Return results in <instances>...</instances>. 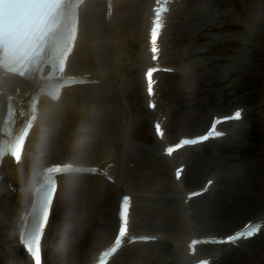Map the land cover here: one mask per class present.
Wrapping results in <instances>:
<instances>
[{
	"label": "bare ground",
	"instance_id": "6f19581e",
	"mask_svg": "<svg viewBox=\"0 0 264 264\" xmlns=\"http://www.w3.org/2000/svg\"><path fill=\"white\" fill-rule=\"evenodd\" d=\"M106 1H87L81 10L79 39L75 47L76 51L68 65V76H89V81L100 83V87L75 89L77 91L75 94L73 90L72 92L66 91L58 104L42 100L40 119L29 137L23 164L14 167L6 162L0 168V176H4L5 179L0 184V264H30L28 259L20 263L19 255H17V224L20 214L29 205L31 191L37 182L36 174L44 168L43 165L47 161H55L59 158L70 159L73 163H89L87 167H99L103 172L109 173L110 177L115 178L116 184L112 186L98 177L91 178V180L86 179L87 177L80 178L74 183L75 185L70 184L72 180L66 182V185L63 183L64 179L61 180L55 207H57L59 198L61 199V191L65 188L72 191L65 192L68 194L66 195V208H64L66 215L64 216L61 212L64 216L62 218L64 223L61 222L58 226L59 238L50 242L49 250L46 249L44 243L43 264H92L95 262L100 250L110 244L113 229L117 228L118 196L124 186L125 192L133 196L138 216L140 215L137 230L143 233L148 232L151 237L160 236L161 240L155 246L144 247L142 251H136L131 255H127L128 253L121 255L117 264H167L177 261L179 257L182 259L179 264H189L192 261L187 257L186 243L189 238L202 233L194 229L187 232L189 227H183L182 222L184 214L194 215V212L201 207L203 210H212V214L209 215L216 217H213L214 221L208 223L212 228L208 227L209 231L205 230L206 235L200 237L217 235L226 237L243 228L245 223L240 224L243 213L248 212L252 215L255 211L264 210V170L259 171L257 165L244 160L243 156V152L251 148L248 139L252 128L258 120L264 121V110L262 113L259 112L261 117H258L255 122L247 114L243 122H247L248 118L249 122L243 128L233 129L231 138L226 144L213 145L210 148L205 146V149L188 158L189 166L186 176L191 185L197 183L198 176L202 177L211 168L216 171L215 184L210 195L193 200L186 207L180 198L183 191L187 190L185 186L182 188L181 184L173 181V184L167 186L169 190L171 189L170 194L172 193L168 196L158 190L152 180L154 175L162 169L187 159L177 157L169 160L161 156L160 150L164 144L171 143L170 140L177 141L185 136L184 134L186 137H189L187 134L194 132L201 133L191 137L202 134L209 122L206 110L210 104L224 105L233 89L236 93L246 89L243 84L248 77H253L256 81L259 76L258 71L264 67L262 65L264 63L262 58L264 17L259 20L257 16L250 17L248 21L243 22V26L240 24L242 22L238 21L232 26H227L232 14L224 10L223 0H193L192 4H188L187 0H182V4L175 5L174 18L171 16L170 19L173 23L170 27L173 29L168 28L171 31L173 46L170 50L166 48L167 53L171 51L174 56L173 51L179 50L180 46L186 42L190 49L183 54L182 58V62H185V68L183 67L185 72L182 67L180 68L176 62H173L174 59H172L173 63L168 64H166L167 57L163 60L165 67L180 70L181 75L175 82H168L167 88L165 86L160 91L162 93L160 99L163 104V101L167 102V106L164 108L161 104L163 107L161 106L162 109H160L159 105L157 107L161 111L159 113L147 111V119L152 121V124L162 113L163 117L167 116L168 121L165 142L159 144L157 141L153 146L148 147L130 142V133L126 129L127 123L125 122V118H129L127 113L129 110L122 102L120 94L122 88L119 83L123 80L121 72L125 66L124 54L127 44L138 36L139 67L142 80L140 82L138 75L133 78L132 84L135 89H139L142 84L145 90L144 71L151 65L150 56L147 54L146 33L154 0H112L113 17L109 19L106 17ZM254 1L256 4L259 2L260 5L264 3V0ZM227 27H237L236 35L242 45L239 56L231 60L209 59L208 47L219 42L218 39H222L221 34ZM214 32L218 35L213 39L209 35ZM81 42L85 48V54L82 56L84 62L81 64L79 61L78 68H75L73 63L77 58L78 46ZM169 54L168 56L172 58ZM213 84L215 86H212ZM254 84L253 82V91L250 89V94L256 91L257 87ZM205 85H210L211 88L205 89ZM29 88V85L16 79L3 78V72L0 71V93L3 91L7 96H17L19 90L20 94L17 97L22 99L28 93ZM5 99L6 95L0 96V118L3 117L5 111ZM144 100L148 105L146 93ZM157 102L159 104V101ZM226 116L221 115V117ZM238 124H228V126H238ZM43 130H46L44 139L41 138ZM178 134L180 136L176 139ZM36 137H40L37 144L34 140ZM47 139L50 144L46 145ZM54 145L59 156L45 155L44 152L48 148L53 150ZM29 147L36 151L31 161L27 157ZM197 149L200 148L194 150ZM75 165L82 166L77 163ZM130 165H134L133 170L130 169ZM134 171L138 172V176L136 174L134 176ZM7 180L19 184L24 182L28 189L22 195L18 192L14 194L6 187ZM218 187L220 191L217 192L215 189ZM199 190L201 189H195L190 193ZM171 197L176 199V203ZM210 198L213 199V205L206 204V200L211 201ZM246 198L249 200V205L246 204L249 207L239 205L238 202ZM198 203L201 204L197 206ZM205 204L208 206L203 208L202 205ZM53 214L45 239L49 236L48 232L54 219ZM255 218L256 222L264 224V213L261 217ZM74 220L78 222L77 228L80 232L86 230V225L89 223L91 225L89 232H94V238L88 242L86 231V234L79 233L77 238H73V249L71 253H68L67 246L71 239L68 221ZM193 221L194 219L190 220V223ZM226 222H231V225L227 226ZM185 224L188 223L185 222ZM180 227L183 228L182 231ZM178 232H181L180 236L177 235ZM101 245L106 246L99 250ZM215 252H217L216 256L219 254L218 261L227 259L228 262L234 261L242 254L238 250L225 254L218 249ZM249 254L252 260L257 259L255 262H249L264 264V252L262 257L256 249L250 251Z\"/></svg>",
	"mask_w": 264,
	"mask_h": 264
},
{
	"label": "rangeland",
	"instance_id": "374dc122",
	"mask_svg": "<svg viewBox=\"0 0 264 264\" xmlns=\"http://www.w3.org/2000/svg\"><path fill=\"white\" fill-rule=\"evenodd\" d=\"M225 1V0H224ZM232 1L237 2L236 7L232 8ZM229 1L227 0L224 4L225 10L226 11H230L232 9L236 10V16H234L230 21L231 24L234 23V21H245L247 20V18L251 15L252 13V6L255 4L252 2V6L251 3L248 0H232ZM235 30V29H234ZM233 30H228L226 33L228 34V36H226L225 40H232L231 41H227L224 44H217L215 45V47L213 49H211V57L215 58L216 56H219V58L221 57H225V56H229V58H234L235 57V53L238 52V48L241 47L240 43H238L237 41H234V37L231 38V34H233V32H230ZM238 31V30H235ZM129 48L127 49V59L128 58H136L138 55V50H139V45L135 44L134 41H131L129 44ZM82 48L80 49L79 53H78V57L80 60V63H83L82 61V56L85 54V48L83 46H81ZM235 54V55H234ZM233 55V56H231ZM264 56V54H263ZM264 58V57H263ZM264 66V65H263ZM123 73L126 74L123 82H121V85L123 86L122 89V94L124 96L125 102L128 106H132V116L135 118L134 121V129H133V137L136 140V142L139 143H146L148 145L152 144V137H148L147 133L148 129L150 127V122H148L147 120H145V118L143 117L144 113H145V108H144V103L142 102L141 99V95H142V89L140 88L138 89H132L133 84H132V78L137 76L139 73V69L137 67H133V65L131 64V60H127V62L125 63V67L123 68ZM260 76L261 77L259 79V77L256 79V81L259 80V86L264 84V67L262 70L259 71ZM175 79V78H174ZM171 79V80H174ZM253 77H248L246 79V81H244L243 86L246 87L245 90H240L237 93L234 92L233 90L229 93V96L227 97V100H225V104L224 105H220L219 103H215L213 104L211 107H209L208 109V114L211 113V110H214L216 108L222 110H233L236 109L237 107H244L246 110L253 111V114L255 115L254 120L257 119V112H261L262 110H264V92H253L251 94H249L250 89L253 91V85H249L251 82H254ZM231 82V81H230ZM233 84V83H232ZM236 85V84H235ZM210 86V85H207ZM206 86V87H207ZM212 86H215V84H213ZM128 88V90H127ZM247 93V96H246ZM262 125V124H261ZM255 161L256 163L261 162L264 163V156L262 157H255ZM254 160V159H253ZM156 180V183H158V185L160 187L163 186V183H169L172 181L171 179V170L167 169L166 171H163L162 173H159L158 175H156L154 181ZM169 181V182H168ZM163 190V189H162ZM67 192V190H66ZM66 195L65 192H62V198L61 201L59 203L58 206V210L56 213V217H55V221L53 222V227L52 230L50 231V236H49V242H54L55 240H57L59 238V234H57L58 231V226L60 225V223H64L63 222V217L66 215V212L64 211L65 209L63 208L65 201H66ZM248 201V200H247ZM241 204H246V201L242 200ZM61 210V211H60ZM61 212L64 214V216L61 214ZM77 214V213H76ZM77 216V215H76ZM77 219V218H76ZM68 231L70 233L69 236H71L70 240H69V244L67 246L68 249V253L71 252L72 250V246H73V238L75 236L76 233H78L77 229V221H68ZM90 224L87 223L86 225V230L83 231V233L86 231L87 236L86 239L88 237L91 236V234H94L92 231H90ZM71 227V228H70ZM85 234V233H84ZM77 236V235H76ZM258 244V243H255ZM262 246V245H261ZM247 258L248 256L246 255L245 257L241 258V260H239L240 263L237 264H245L247 263ZM176 264V263H174ZM221 264H225V263H221Z\"/></svg>",
	"mask_w": 264,
	"mask_h": 264
},
{
	"label": "snow or ice",
	"instance_id": "6c2138e0",
	"mask_svg": "<svg viewBox=\"0 0 264 264\" xmlns=\"http://www.w3.org/2000/svg\"><path fill=\"white\" fill-rule=\"evenodd\" d=\"M238 116L240 115V113L237 114Z\"/></svg>",
	"mask_w": 264,
	"mask_h": 264
}]
</instances>
